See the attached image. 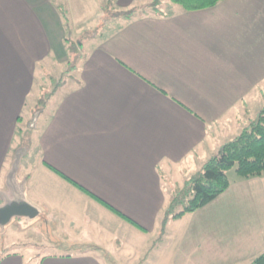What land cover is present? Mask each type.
Wrapping results in <instances>:
<instances>
[{"label":"crops","instance_id":"1","mask_svg":"<svg viewBox=\"0 0 264 264\" xmlns=\"http://www.w3.org/2000/svg\"><path fill=\"white\" fill-rule=\"evenodd\" d=\"M118 1L125 9L139 6ZM63 8L72 30L81 32L100 10L97 0H0V197L40 209L27 218L28 228L13 226L7 248L20 246L23 236L43 252L27 260L6 248L0 264H104L94 249L126 257L148 249L140 263L155 252L151 264H223L217 220L208 210L227 198L230 178L214 201L171 220L156 244L159 217L185 181L264 107V0L176 7L88 37L77 73L36 112L44 97L36 91L39 73L70 60ZM27 111L36 117L22 154L18 136ZM235 180L256 187L264 174ZM249 223L247 234L229 243L227 264H251L264 252V214ZM80 247L88 250H57Z\"/></svg>","mask_w":264,"mask_h":264},{"label":"rangeland","instance_id":"2","mask_svg":"<svg viewBox=\"0 0 264 264\" xmlns=\"http://www.w3.org/2000/svg\"><path fill=\"white\" fill-rule=\"evenodd\" d=\"M98 1V7H99V13L98 18L96 21L87 26L82 32H84L87 29L94 28L97 25V28L94 33H98L100 35L108 34L110 32H113L114 30L118 29V27L121 25L122 22H124L123 19L118 17L117 12L118 11H124L125 7H121L119 4L120 2L118 0L114 1L113 7L109 10L108 8V0H97ZM153 0H136L134 3L135 5H139L137 12V15L135 17H138L140 15L145 14H154L153 9L150 7V3H152ZM180 7L178 5H172L170 4L169 0H163L161 9L163 12H172L174 8ZM102 9L104 10V14L102 12ZM103 15V19L101 18V22H99L100 17ZM104 25V26H103ZM71 28L72 37L74 39V49L71 48L70 52L68 50V56L70 60H65L61 65H49L47 68L46 75L44 73H39L37 83H36V91L43 92V96L49 99L51 95L53 94V91H56L58 87H60L62 84L67 85L70 82L71 76H74L77 73V67L80 65L79 57L88 52L90 49V44L86 42L85 37H89L93 35L92 32L87 34L85 37H80L81 31H74ZM85 39V40H84ZM86 42V43H85ZM68 48V45H67ZM72 59V62H71ZM77 62V66L75 65ZM264 108V107H263ZM262 108V109H263ZM35 114V113H34ZM26 125L25 123L21 125L22 128H20L19 132V140L23 138V143L21 144L22 154L28 152L30 149L31 135H27L26 131L30 128H32L31 124H34L33 121H31V116L36 117V115H28V111L26 112ZM259 116V115H258ZM256 120V119H255ZM254 121V120H253ZM33 122V123H32ZM251 124V123H250ZM249 124V125H250ZM27 135V136H26ZM32 151H35L38 153V145L34 144L32 146ZM31 154H29L30 156ZM32 155H34L32 153ZM229 178L233 181L234 186L233 189L228 192L227 198L224 196L223 198H220L217 202L209 206V217L216 218L217 220V234H220V242L221 247L223 251V264H227V255L230 253L231 246L229 243H231V240L239 238L240 236L244 237V234H247V229L250 228V221L251 219H256L260 216V214H264V183L258 184L256 187L250 186L248 184L238 185L239 183L236 182L235 178L239 177L238 173L236 172V169L233 168L229 171ZM180 189V188H179ZM2 195H5L3 192ZM5 199L1 200L2 197H0V202H5L7 198L4 196ZM228 199V200H226ZM7 202V201H6ZM184 221V220H183ZM191 218H187L183 222V226L187 227V225L191 224ZM33 223L32 220L27 219L26 217H16L14 218L7 226L0 227V253L3 250H6L7 246L10 244V240L7 238V236L11 233L13 226L16 227V230L28 228ZM189 227V226H188ZM171 229V227H169ZM220 230V231H219ZM239 231V232H238ZM240 234V235H239ZM239 236V237H238ZM27 238H19L17 241L20 245L18 247H12L10 246L7 248L9 252H12L14 250H19L24 254L27 260H30L31 258H34L35 260H38L43 252L42 250H36L34 249V246L39 245L33 240H29ZM119 240L115 241L116 246L118 245ZM25 244H29L30 247H23ZM151 244V241H149L148 246ZM32 247V248H31ZM34 247V248H33ZM61 252H85V248L80 247L78 250H63V249H57ZM146 249L143 253H139L138 251H133V255L131 257L126 256H120L118 253L114 255H104L103 251L100 250H89L92 252H95L99 255V257L103 260L104 264H151L150 261H152L155 257V252L151 253L148 257V260L143 261L140 263V257L144 258V256L147 254ZM7 251V252H8ZM137 253V254H136ZM156 258V257H155ZM152 259V260H151ZM155 260V259H154ZM233 261V260H232ZM235 264V263H231Z\"/></svg>","mask_w":264,"mask_h":264},{"label":"trees","instance_id":"3","mask_svg":"<svg viewBox=\"0 0 264 264\" xmlns=\"http://www.w3.org/2000/svg\"><path fill=\"white\" fill-rule=\"evenodd\" d=\"M116 0H108L109 10L113 7ZM170 4L178 5L185 11L200 10L216 6L223 0H169ZM163 0H153L150 7L154 14L166 15L169 12H163L161 9ZM139 11L138 6L118 11L117 15L125 21H130L135 18ZM67 28V45L70 52L74 49V39L70 28V18L65 8L61 9ZM103 15L104 10L102 9ZM103 15L100 17L103 19ZM98 26V25H97ZM90 28L81 33L80 37H85L90 32L94 36L97 28ZM91 35L89 36V38ZM88 37H85L87 39ZM84 39V40H85ZM82 56L79 57V60ZM72 62V59H71ZM78 62L75 64L77 66ZM72 77V76H71ZM46 97H42L36 106V112L43 110ZM236 169L238 175L248 178L252 176H260L264 174V108L260 111L256 120L245 127L240 134L234 139L225 143L220 151L209 158L202 169L188 178L184 185L178 189L171 197L167 206L164 208L159 217L160 233L156 240V244L162 242L166 236L168 224L171 220H177L183 216L193 213L207 204L214 201L230 187L229 171ZM64 178L78 186L81 190L97 199L103 205L114 211L121 217L129 220L123 213L109 205L106 201L100 199L93 193L85 190L76 182L62 175ZM39 264V263H38ZM251 264H264V252L255 258Z\"/></svg>","mask_w":264,"mask_h":264},{"label":"water","instance_id":"4","mask_svg":"<svg viewBox=\"0 0 264 264\" xmlns=\"http://www.w3.org/2000/svg\"><path fill=\"white\" fill-rule=\"evenodd\" d=\"M40 209L24 198L8 200L0 206V227L7 226L16 217L35 219Z\"/></svg>","mask_w":264,"mask_h":264}]
</instances>
